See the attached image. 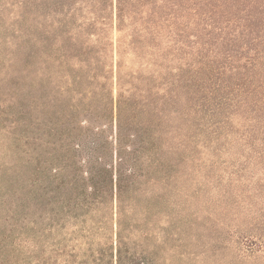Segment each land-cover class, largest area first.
<instances>
[{"label":"trees","instance_id":"1","mask_svg":"<svg viewBox=\"0 0 264 264\" xmlns=\"http://www.w3.org/2000/svg\"><path fill=\"white\" fill-rule=\"evenodd\" d=\"M16 6L0 84L36 93L0 95V264H173L168 234L201 216L192 183L215 187L224 264H264V0ZM50 87L109 121L83 112L63 137Z\"/></svg>","mask_w":264,"mask_h":264},{"label":"rangeland","instance_id":"2","mask_svg":"<svg viewBox=\"0 0 264 264\" xmlns=\"http://www.w3.org/2000/svg\"><path fill=\"white\" fill-rule=\"evenodd\" d=\"M4 2V14L7 19H3V28L0 35V41H3V47L6 49L3 53L0 54V59H3L7 56V51L9 49L8 46H11V49L14 48V40L12 45H8L7 40H12L15 35L16 42L24 37H18L17 33H13L10 28V23L13 21L10 19L9 13L11 11L16 10L17 0H5ZM2 6V5H0ZM19 10V9H18ZM16 57H20L19 60H23V56L17 55ZM6 58V57H5ZM5 58L3 60H5ZM8 61H4V66L7 67ZM16 73H13L15 75ZM2 76L0 75V80ZM17 81L15 77H6V82L3 81L0 84V95H11L15 92H18L20 88H22L24 94H18L20 96V100L26 107L28 105L29 100L34 97L35 88H33L28 82L26 84H22V86L17 89L18 85H15ZM16 87V89H15ZM81 87L67 90L62 94L56 92L54 87L48 88L49 90V99L51 101L49 118L52 122H56L58 124V128L62 131V136L64 137V133L68 130L69 134H72L73 128L75 126V122L77 119L83 116L82 114H86L87 118H89L92 122L93 126H96V122L105 120L106 118H100L96 116L95 108L97 106V102L95 100H91V105H87L86 101L83 100L81 94L78 91ZM38 94V93H37ZM36 94V95H37ZM86 107L91 109V113L85 110ZM84 112V113H83ZM29 116L21 119L26 123L29 121ZM109 121V119H106ZM104 122V121H103ZM107 123V121H105ZM107 131L104 134V140L108 142L106 143V147H104L105 143L102 142V146L100 151L105 152L108 151L107 159L111 162L114 158L111 156V144L109 142H113L114 134L111 132V127L106 128ZM70 130V131H69ZM68 134V135H69ZM60 135V134H59ZM59 135H55L58 137ZM66 135V137L68 136ZM94 138V137H93ZM66 141V139L64 140ZM55 157L59 155V153L54 150L53 151ZM55 163V161H54ZM202 174V173H201ZM188 176V175H187ZM190 176V175H189ZM208 180V179H206ZM207 182V181H206ZM215 187H211V184L200 185V184H188L187 191L189 193V199L187 200L185 196H181V200L183 202H190L192 209L197 210L201 213V216L198 219L189 218L185 224H177V231L174 235H169V243L168 245L173 249L175 253L173 264H199L202 257H205L208 263L210 264H224V259L227 258L228 254L223 249V238L224 231L222 229L223 226V214L219 212L214 215L213 213V196H215ZM186 189V188H185ZM204 204V205H203ZM203 205V206H202ZM202 207V208H201ZM191 210V208H190ZM189 217V216H188ZM218 219V220H217ZM197 238V240H195ZM249 244V243H248ZM155 256L158 254L155 252ZM168 258V253H164V258Z\"/></svg>","mask_w":264,"mask_h":264}]
</instances>
